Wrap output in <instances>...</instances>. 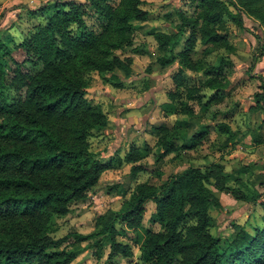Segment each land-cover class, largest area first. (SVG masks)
Listing matches in <instances>:
<instances>
[{
	"label": "trees",
	"instance_id": "trees-1",
	"mask_svg": "<svg viewBox=\"0 0 264 264\" xmlns=\"http://www.w3.org/2000/svg\"><path fill=\"white\" fill-rule=\"evenodd\" d=\"M191 3V12L176 10L175 29L154 31L163 51L157 62L179 64L161 104L164 116L175 118L170 125L152 126L156 152L147 142H132L124 156L118 152L103 159L89 140L110 122L102 104L88 96L92 78L98 74L119 87L120 78L113 80L109 73L131 75L134 59L123 51L134 44L139 24L155 16L148 0H58L46 22L21 41L10 45L0 38V264H71L85 249L83 242L97 259L106 255L105 264H114L112 257L119 254L133 259L132 246L118 238L123 227L117 224L138 230L137 264H264V219L252 231L241 226L229 239L214 231L210 212L223 207L217 191L250 203L261 198L254 188L240 191L239 174L246 166L236 175L221 162L205 166L192 163L191 155L185 158L207 141L220 152L236 143L231 126L217 117L224 113L220 109L235 66L232 25L244 29L246 15L264 26V0ZM254 99L264 109V88ZM195 118L214 123L189 134ZM212 129L225 135L222 144L219 137L210 142ZM151 153L157 163L173 154L171 159L188 166L161 183H136L118 209L96 217L91 232L58 233L59 220L73 202L88 196L105 171L127 163L136 176L148 170L142 160ZM151 172L163 175L158 165ZM148 200L155 204L150 221L159 229L143 226ZM260 203L264 208V200Z\"/></svg>",
	"mask_w": 264,
	"mask_h": 264
},
{
	"label": "rangeland",
	"instance_id": "rangeland-1",
	"mask_svg": "<svg viewBox=\"0 0 264 264\" xmlns=\"http://www.w3.org/2000/svg\"><path fill=\"white\" fill-rule=\"evenodd\" d=\"M57 1L0 0V38L10 45L21 41L34 26L46 22L47 17L55 11ZM76 1L84 2L85 0ZM156 3L157 1L153 2L151 6L154 7ZM174 6L175 9L168 11L166 18L167 21L172 22V27H169L170 29H174L178 21L176 10L183 9L191 12L193 9L191 0H174ZM90 22L91 20H89ZM162 24L165 26L164 22ZM143 26L145 29L142 28ZM156 29L155 23L139 24L135 32L134 44L124 49V54L132 52L136 53L135 57L138 56L129 77L119 70L114 74H107L113 80L120 78L122 81L121 86H114L98 74H94L92 78L91 86L88 89V96L102 104L103 109L108 113L110 121L106 128L94 130L89 137L91 150L103 159H107L118 152L121 156H124L132 142L140 146H143L147 142L155 152L158 151L156 145L157 137L152 131V126L161 123L171 124L175 118L174 116L164 118L161 106L157 108L159 107L157 103L162 97V91L170 89L173 86L172 78H167L162 85L158 84V82L168 72L171 76L176 69L173 68L170 72L169 66L161 68V65L159 66L154 61L157 59L155 49H153L157 45L154 35ZM201 48L202 45L199 44L198 51ZM166 92L164 91V97L167 99ZM195 107L197 108V104H195ZM235 127L241 128L239 124H235ZM218 142L222 144V139L219 138ZM240 149L247 152L245 147ZM238 150L239 148L233 145V147L230 146L225 149L224 153L218 152L207 141L197 152H186L185 158L191 155L192 157H196L192 160V163L195 160L205 166L211 162H221L224 164L227 162L229 171L237 175L239 173L234 168L242 167L247 162L245 160L246 155H241L238 153ZM230 152L236 153V155L226 160L225 156ZM172 156L173 154H169L165 156L162 163H157L155 162L154 153H151L147 158L142 160L144 164H147L145 167L148 170L140 171L136 176L131 175V165L127 163L120 168L105 171L101 175L98 184L90 190L88 196L83 200L73 202L70 213L59 220L61 228L58 233L63 234L72 228L84 233L91 232L94 230L96 217L105 211L118 209L122 201L130 195L136 183L142 181L161 183L170 174L179 172L188 166L187 161H185L186 164L181 165L171 159ZM157 165L163 171L162 177L151 172V169ZM239 175L241 176L242 184L239 186L240 183L238 182L231 183L239 186L240 191L245 193H247L248 189L254 188L260 193L261 198L257 202L250 203L246 200H238L230 194L218 192L214 189L220 197L222 196L221 202L223 204L221 209L210 210L215 219L214 231H220L229 239L234 237L241 226L252 231V227L258 225L264 219V208L260 203V201L264 200V184H259L258 180L252 183L251 181L255 179V176L251 174V171H245ZM116 184V189H109L111 185ZM145 206L144 228L152 227L153 229H159V224L150 221L151 213L155 207L153 200H148ZM122 227L123 229L120 231L121 233L118 238L124 242H128L132 246L134 257L130 259L119 254L113 256L112 260L114 264H137L139 248L136 238L138 230L124 227L123 224H117V228ZM139 231L143 233L144 229L140 228ZM87 244V242H83L82 245L85 249L71 264H105L106 255L102 259H97L92 255L91 248ZM107 252H109L108 248H106V254Z\"/></svg>",
	"mask_w": 264,
	"mask_h": 264
},
{
	"label": "crops",
	"instance_id": "crops-1",
	"mask_svg": "<svg viewBox=\"0 0 264 264\" xmlns=\"http://www.w3.org/2000/svg\"><path fill=\"white\" fill-rule=\"evenodd\" d=\"M148 1L150 4L157 1L156 5L153 7L155 16L142 24L155 23V26H157L156 31H171L172 29L170 28L172 27V22L170 23L166 18L168 16V11L175 9L174 0ZM243 18L244 29L236 25L232 26L233 31L231 39L236 49L230 53V56L235 66L234 72L231 76V83L228 87L230 94L220 109L221 111H224V113L220 112L217 117L218 120H224L227 122L231 126L233 132L236 133L237 137L235 138L236 143L234 146L239 148L238 153L246 155L245 160L247 162L244 164L246 166L245 169L246 171H251V174L255 176V179L252 177L254 180L251 182L254 183V181L258 180L259 184H264V109L257 107L254 99L255 92L261 91L262 88H264V26L255 18L246 15H244ZM163 22L165 23V26L162 24ZM142 28L145 29L144 26ZM180 48L181 44L177 49ZM153 49H155V56L163 54V51L159 49L158 44L154 46ZM130 54L134 59L132 64V68L134 69L138 56L135 57L136 53L131 52ZM154 61L160 66L156 59ZM171 65L172 66L168 65L170 72L171 69H177L179 66L177 61ZM161 68H167V66ZM167 78L171 79L169 72L164 75V78H161V81L158 82V84L160 83V85H162ZM167 90L168 89H164L162 91V97L157 103L159 106L157 108H160L161 104L167 101L168 98L166 99L164 97V91ZM198 108L199 106L197 105L196 111H198ZM163 117L168 118L171 116L167 117L163 114ZM206 122L214 123V121L207 118H195L188 129L189 134L199 129L200 126ZM165 124L170 125V123ZM235 124H239V127L241 128L235 127ZM217 137L225 138V135L218 134L212 129L210 133V142L215 141V138ZM231 147H233V145ZM242 147H245L249 154L246 151L241 150L240 148ZM216 151L218 150L216 149ZM235 155L236 153L230 152L225 156V159H231ZM193 158L195 159L196 157ZM177 162L181 165L186 164L185 162ZM224 165L225 170L229 171L227 168L228 163L226 162ZM240 168L241 167L234 168V170L239 172Z\"/></svg>",
	"mask_w": 264,
	"mask_h": 264
}]
</instances>
